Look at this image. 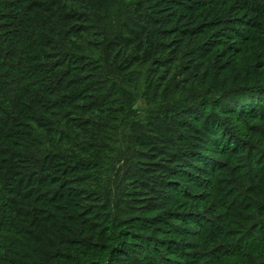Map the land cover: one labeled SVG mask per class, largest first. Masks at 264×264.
Returning <instances> with one entry per match:
<instances>
[{
  "label": "trees",
  "instance_id": "16d2710c",
  "mask_svg": "<svg viewBox=\"0 0 264 264\" xmlns=\"http://www.w3.org/2000/svg\"><path fill=\"white\" fill-rule=\"evenodd\" d=\"M0 264H264V0H0Z\"/></svg>",
  "mask_w": 264,
  "mask_h": 264
}]
</instances>
